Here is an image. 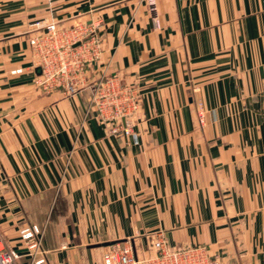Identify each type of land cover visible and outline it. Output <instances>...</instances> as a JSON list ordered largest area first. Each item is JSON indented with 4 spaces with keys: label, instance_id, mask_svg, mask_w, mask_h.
<instances>
[{
    "label": "crops",
    "instance_id": "obj_1",
    "mask_svg": "<svg viewBox=\"0 0 264 264\" xmlns=\"http://www.w3.org/2000/svg\"><path fill=\"white\" fill-rule=\"evenodd\" d=\"M41 20L99 23L87 82L138 90L136 140L106 134L91 89L36 88ZM27 225L43 264H103L115 244L142 259L160 232L264 264V0H0V234L18 264Z\"/></svg>",
    "mask_w": 264,
    "mask_h": 264
},
{
    "label": "built area",
    "instance_id": "obj_2",
    "mask_svg": "<svg viewBox=\"0 0 264 264\" xmlns=\"http://www.w3.org/2000/svg\"><path fill=\"white\" fill-rule=\"evenodd\" d=\"M149 6L154 11L152 2ZM98 26L96 22H82L63 28L54 20L30 23L28 45L34 67L41 72L34 83L45 94L63 91L73 96L91 89L89 104L106 134L134 141L136 135L132 131V122L139 107L138 90L110 76L105 70L99 72L91 84L87 82V73L99 61L102 50ZM19 237L27 248L31 264H43V259L37 260L43 254V232L35 225H27L20 229ZM150 250L151 255L139 259L130 246L111 245L103 256V264H221L219 258L202 246L168 248L162 232L153 236ZM19 259V255L5 247L0 234V264H18Z\"/></svg>",
    "mask_w": 264,
    "mask_h": 264
},
{
    "label": "water",
    "instance_id": "obj_3",
    "mask_svg": "<svg viewBox=\"0 0 264 264\" xmlns=\"http://www.w3.org/2000/svg\"><path fill=\"white\" fill-rule=\"evenodd\" d=\"M35 72L37 75H40V69L39 68H37Z\"/></svg>",
    "mask_w": 264,
    "mask_h": 264
},
{
    "label": "rangeland",
    "instance_id": "obj_4",
    "mask_svg": "<svg viewBox=\"0 0 264 264\" xmlns=\"http://www.w3.org/2000/svg\"><path fill=\"white\" fill-rule=\"evenodd\" d=\"M34 22H36V21H34ZM83 23H85V22H83ZM99 26H100V25H99ZM99 26H98V27H99Z\"/></svg>",
    "mask_w": 264,
    "mask_h": 264
}]
</instances>
